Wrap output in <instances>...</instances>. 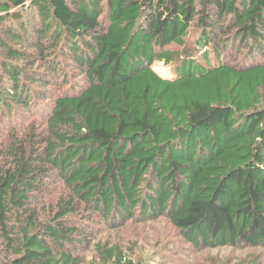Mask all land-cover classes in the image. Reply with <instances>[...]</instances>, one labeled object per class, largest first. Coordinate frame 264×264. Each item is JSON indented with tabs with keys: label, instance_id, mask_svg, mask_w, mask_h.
<instances>
[{
	"label": "trees",
	"instance_id": "1",
	"mask_svg": "<svg viewBox=\"0 0 264 264\" xmlns=\"http://www.w3.org/2000/svg\"><path fill=\"white\" fill-rule=\"evenodd\" d=\"M0 48V264L264 249V0H0Z\"/></svg>",
	"mask_w": 264,
	"mask_h": 264
},
{
	"label": "rangeland",
	"instance_id": "2",
	"mask_svg": "<svg viewBox=\"0 0 264 264\" xmlns=\"http://www.w3.org/2000/svg\"><path fill=\"white\" fill-rule=\"evenodd\" d=\"M25 20L29 24L33 22L29 17H26ZM193 28L190 30V34L187 37L188 44L193 43L197 35V30ZM170 48L173 50L179 49L175 44ZM240 52L242 54L236 57V62L241 60L243 52L246 51L241 50ZM4 56L5 53L0 48V57L3 58ZM249 59H247V65L257 63L260 58L255 55L250 60ZM59 61L61 64L63 62L68 77L79 79L78 71L74 67H71L70 62L63 57L59 59ZM227 61H229V59H227ZM153 67L164 76L169 73V67L163 65L161 62H155ZM61 81L56 79L57 86L63 83V81ZM69 86L70 85H64L65 88ZM103 234V237L109 235L107 230ZM113 238L116 241L126 240L134 242L137 246V252L140 255L152 256L153 253H155L153 264H252L255 261H259V264H264L263 248L221 246L216 249L206 248L199 250L187 243L177 245L175 241L170 245V243L166 241H170L171 239L174 240L175 233L165 219L150 223H128L119 231L114 232ZM160 243L161 245H159ZM86 254H90V252H86Z\"/></svg>",
	"mask_w": 264,
	"mask_h": 264
}]
</instances>
